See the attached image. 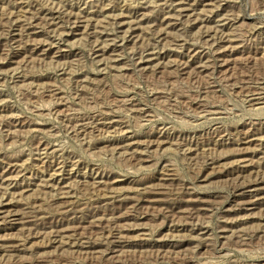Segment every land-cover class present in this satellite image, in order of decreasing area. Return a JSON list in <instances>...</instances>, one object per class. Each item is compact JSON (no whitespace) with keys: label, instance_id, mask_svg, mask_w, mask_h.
Listing matches in <instances>:
<instances>
[{"label":"rangeland","instance_id":"1","mask_svg":"<svg viewBox=\"0 0 264 264\" xmlns=\"http://www.w3.org/2000/svg\"><path fill=\"white\" fill-rule=\"evenodd\" d=\"M0 26V264H264V0H0Z\"/></svg>","mask_w":264,"mask_h":264},{"label":"bare ground","instance_id":"2","mask_svg":"<svg viewBox=\"0 0 264 264\" xmlns=\"http://www.w3.org/2000/svg\"><path fill=\"white\" fill-rule=\"evenodd\" d=\"M136 3V2H135ZM205 3V2H204ZM123 4V3H122ZM192 7V6H191ZM191 7H188V6H186L185 4H183V3H181V4H178V6L176 5V7H175V12L176 11H178V14L180 15V16H188V15H190V14H193V13H196V8H191ZM195 11V12H194ZM192 12V13H191ZM132 14V13H131ZM200 15V14H199ZM121 21H123V20H121ZM120 21V22H121ZM58 25V24H57ZM123 25L124 26H127V25H131V23H123ZM26 26V25H25ZM50 26V25H49ZM4 27V26H3ZM13 27V26H12ZM0 28H1V26H0ZM8 28V27H7ZM11 28V27H10ZM2 29V28H1ZM9 29V28H8ZM12 29V28H11ZM3 30V29H2ZM6 30V29H5ZM11 31V30H10ZM13 32V31H12ZM14 33V32H13ZM16 33V32H15ZM13 34V36L12 37H10V39L9 40H12V41H14V42H16L17 41V38H19V37H17V34ZM6 34V33H5ZM4 34V35H5ZM11 36V35H10ZM26 36V35H25ZM229 37V36H228ZM225 38V37H224ZM1 39V38H0ZM3 39V38H2ZM5 39H7V38H5ZM222 41V40H221ZM226 41V40H225ZM9 43V42H8ZM255 46V45H254ZM147 57V56H146ZM152 57V56H151ZM150 57V58H151ZM149 61V60H148ZM203 64V63H202ZM202 64H199V65H197V68H199V69H203V70H205L206 69V66H205V64L204 65H202ZM202 65V66H201ZM209 69V68H208ZM207 70V69H206ZM159 71V70H158ZM228 75V74H227ZM21 79V78H20ZM200 80V79H199ZM249 81V80H248ZM260 83V82H259ZM212 84V83H211ZM251 86V85H250ZM130 107V106H129ZM42 108V107H41ZM208 113H210V112H208ZM78 124V123H77ZM227 129V128H226ZM264 181V180H263ZM253 182H259V180H255V181H249V182H247V184L249 183V185H247L246 187L247 188H250V186H253L254 184H252ZM171 191V190H170ZM165 205V204H164ZM251 205V204H250ZM163 206V205H162ZM137 208V207H136ZM135 208V209H136ZM132 209V208H131ZM134 209V210H135ZM61 210V209H60ZM126 210V209H125ZM133 210V209H132ZM172 213V212H171ZM185 213V212H184ZM189 213V212H188ZM61 214H63V213H61ZM60 214V215H61ZM183 214V213H182ZM63 215H65V212H64V214ZM191 215V214H190ZM189 215V216H190ZM184 216V215H183ZM33 219V218H32ZM67 219V218H66ZM74 219H77V218H72L71 219V221H74L75 222V220ZM192 220V219H191ZM30 223H31V221H30ZM33 223H35V222H33ZM32 223V224H33ZM31 224V225H32ZM31 225H29V226H31ZM35 225V224H34ZM9 226V225H8ZM67 231L69 230V229H66ZM75 230V229H74ZM77 231V230H76ZM24 232V231H23ZM36 232V231H35ZM62 232V231H61ZM75 232V231H74ZM57 233V232H56ZM59 234H61V233H59ZM62 234H64V233H62ZM244 237V236H243ZM78 240V239H77ZM77 244V243H76ZM182 248V247H181ZM103 249V248H102Z\"/></svg>","mask_w":264,"mask_h":264}]
</instances>
